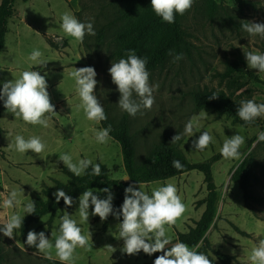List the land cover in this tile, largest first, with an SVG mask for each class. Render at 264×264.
<instances>
[{"label": "rangeland", "instance_id": "obj_1", "mask_svg": "<svg viewBox=\"0 0 264 264\" xmlns=\"http://www.w3.org/2000/svg\"><path fill=\"white\" fill-rule=\"evenodd\" d=\"M114 1L53 0V4L56 11L61 14L67 11L66 9L73 10L81 22H94L96 35H86L83 43H80L79 51L82 59H79V62L85 63L86 67L91 66L96 69L98 84L95 95L100 99L101 104L109 109L111 118L118 122L126 112L117 105L120 93L117 91V86L112 83L108 72L112 61H119L113 55L119 46L118 35L122 27L118 22L111 23L116 16ZM215 1L220 5V9L214 16L209 15L207 0H195L192 9L186 13L184 27L192 42V53L185 54L183 59L175 63L172 56L165 66L148 70L150 83L159 84L158 90L153 93L155 103L151 110L142 109L143 114L138 113L136 117L129 115L130 129L136 142L137 159L141 162L155 144L165 139L171 141L174 135L183 133L185 124L192 117H196L198 122V126L194 128V136H182L177 143L193 162L209 160L220 153L223 142L230 136L238 134L237 130H239L245 138V143L240 149L242 158L226 160L221 157L213 166L219 200L215 219L217 226L208 237L218 248L221 244L223 248L220 249L223 252L233 253L234 250L239 258L231 264H251L249 256L252 249L257 246L260 239H264V142H257L258 133L264 131V118L257 119L259 125H248L232 117L221 115L212 108H197L193 92L207 86L215 90L227 89L226 82L222 83L215 73L225 69L227 59H235L239 55L244 57L243 48L264 53V39L259 36L250 37L241 29V21L264 22V0H255V6H249L244 10H240L237 0ZM40 10L43 12L41 7ZM27 13L29 19L26 25L28 24L33 30L27 39L30 43H34L41 36L46 37L48 35L46 30L54 32V29L45 23L41 13L35 11L30 4L27 5ZM102 29L103 42L98 38ZM246 69L258 74L261 81L250 78L245 72L236 73L233 77L239 82H244L246 84L244 89L248 90H239L235 97L239 102L255 98L257 103H264V79H262L264 73L249 69L247 62ZM73 81L74 78L70 76L68 79L70 89L76 87L75 84H71ZM133 98L138 99L135 94ZM63 122L64 127L54 124L53 138H41L46 144L45 151L41 153L43 159L31 150L28 153H19L16 151L15 141L11 149H6L4 145L0 147L6 150V156L0 154V205L12 190L19 193L20 201L11 209L0 206V227L12 214L27 216L24 211L25 205L33 202L38 194L43 195L45 186L56 189L55 179L68 180V176L62 170L64 164L59 161V155L62 153H70L74 162L87 158L94 163L100 160L111 168L118 165V170H113L112 176L117 179L128 176L120 143L111 136L106 144L96 142L95 131L102 129L101 123L87 120L82 108L74 113L72 121L63 119ZM38 128L35 126V134L38 133ZM204 130L210 132L214 142L204 151H196L192 148V140L198 138ZM31 136L33 135L27 134L25 139ZM56 138L59 141L55 140ZM242 163H245L251 172L248 190L254 199L249 200V206L245 203L244 191L240 183L234 180ZM166 182L177 186L178 194L186 204L185 213L167 233L172 241H176L178 231H187L193 220L200 218L204 206L197 207L196 204L207 195V188L203 172L191 170L167 179L142 183L143 190L151 195L153 188ZM133 184L137 189L139 188L138 183ZM92 190L100 198H106L105 193L96 192L97 189ZM112 192L115 199L116 192ZM78 208L77 199L71 207L59 211L51 224H49L50 216L46 215L42 217L44 221L40 219L33 222L25 232L22 228L16 230L14 238L5 237L3 232H0L1 243L6 251V258L1 264H40L44 257L33 255L38 249L27 245V233L30 230H35L37 233L44 231L54 243L55 238L51 233L56 232L59 235L60 218L66 211L77 221L78 226L82 228V234L88 236V242L92 245L91 251L76 249L75 264H151L153 255L148 256L142 251L133 256L122 254L120 249L123 240L117 239L116 227L121 221L115 216L108 217V228L103 230L105 221L102 222L99 216L90 215L89 223H82ZM93 208L94 206H90V213ZM229 220L251 232L252 236L246 237L238 233ZM17 240L25 250L22 251L16 246ZM108 244H111L116 251L105 248ZM52 255L53 258L58 259L55 257L54 248ZM217 264L221 263L217 262Z\"/></svg>", "mask_w": 264, "mask_h": 264}, {"label": "clouds", "instance_id": "obj_2", "mask_svg": "<svg viewBox=\"0 0 264 264\" xmlns=\"http://www.w3.org/2000/svg\"><path fill=\"white\" fill-rule=\"evenodd\" d=\"M194 3L195 0H151V8L158 17L162 18V21L173 24L176 14L183 16L192 9ZM60 21L59 27L64 35L80 43H83L86 35H96L93 21L81 22L71 12H64ZM241 29L247 32L250 37L259 36L264 39V22L248 21L245 23L241 21ZM243 53L249 69L264 73V53L248 51L244 48ZM169 55H173L172 50H169ZM42 56L43 53L39 49H33L28 59L34 62L33 67L44 66L46 68L47 62L41 59ZM126 56V59L121 58L118 62L112 61L108 72L112 83L117 86V91L120 93L117 105L122 111L136 117L138 113L143 114L142 109L151 110L155 103L153 93L158 90L159 84L152 85L150 83L146 57H140L135 50L131 49L126 52ZM181 59H183L182 53L173 56L174 63ZM33 67L32 70L23 71L19 78L14 77L13 80L3 82L0 100L3 101L6 111L14 115L15 119L20 118L26 124L47 128L51 115L57 114V112L48 91L47 73L42 75L40 71L33 70ZM71 76L75 80L76 92L81 100L80 107L83 109L86 119L97 124L106 121L108 117L105 109L100 99L95 95L98 84L96 69L91 66L75 68L71 72ZM134 94L138 99L133 98ZM218 97L213 93L209 99L215 100ZM68 103L70 105L69 101ZM236 114L245 124L252 125L258 118H264V103H257L255 98L242 100ZM197 126L196 117L189 119L183 133L174 135L171 144L180 141L182 136L193 137L194 128ZM110 132V125L95 131L96 142L106 144L111 139ZM237 133L226 139L220 148V154L226 160L242 158L240 149L245 143V138L239 130ZM75 134L76 132L73 135ZM9 135L7 134L8 138ZM14 141L16 151L19 153H28L31 150L43 159L41 153L45 151L46 144L39 136L25 139L22 135H16ZM213 142L214 138L210 132L204 130L198 138L192 140V148L196 151H204ZM257 142H264V131L258 133ZM59 161H62L69 172L76 177L84 175L89 167L92 170L91 175L100 177L102 173L100 163L93 164L87 158L74 162L70 153L60 154ZM172 166L178 171L183 169L182 163L176 159L172 161ZM129 178V176H125L123 180ZM138 184V189L135 184L124 189V201L119 209H114V194L111 187L95 190L106 194V198L103 199L98 194H94V190H84L78 198V213L81 222L89 223L90 215L99 216L102 222L106 221L110 215L115 216L118 221H121L116 225L118 228V238H116L123 240L120 251L128 256L137 255L141 251L148 256L161 252L163 254L156 257L154 264H212V260L206 254L198 251L203 246V240L191 247L177 240L172 247L165 250L166 246L173 242L167 234L169 229L186 211V204L178 194L177 186L174 183L166 182L153 188L149 195L143 190L144 185L141 182ZM18 195L16 190H12L0 206L11 209L18 205L20 203ZM53 196L57 204L61 199L68 207L74 203L73 197L63 189L57 190ZM90 206H94L91 213ZM24 211L26 214L35 213V203H27ZM24 219L25 216H21L19 213L10 215L0 227V232H3L5 237L14 238L15 231L23 227ZM41 219L44 221L42 217ZM60 221L59 235L56 232L51 233V236L55 238L54 243L44 231L37 233L35 230H30L27 233L26 243L28 246L38 249L33 255H42L45 259L52 260V249L54 248L55 257L58 258L60 264H75L76 249L83 248L91 251L92 245L88 242V236L82 234V228L78 226L77 221L72 219L67 211ZM109 233L111 234L110 231ZM16 246L22 251L25 250L19 240L16 241ZM105 248L113 252L116 251L111 244L105 245ZM233 255H235L234 250ZM249 260L251 264H264V239H260L257 246L252 249Z\"/></svg>", "mask_w": 264, "mask_h": 264}, {"label": "trees", "instance_id": "obj_3", "mask_svg": "<svg viewBox=\"0 0 264 264\" xmlns=\"http://www.w3.org/2000/svg\"><path fill=\"white\" fill-rule=\"evenodd\" d=\"M16 0H2L0 3V52L5 46V37L8 31V22L15 14ZM240 10H244L249 6H255V0H237ZM116 16L111 21L112 24L120 23L122 25L119 31L118 40L119 46L115 50L114 55L117 59L127 58L128 50H135L140 57L147 58V69L155 70L163 67L176 54H191L192 42L188 37V33L184 27L183 16L176 14L175 23L169 24L162 21L151 8V0H115ZM207 9L209 15L214 16L220 9V5L215 0H207ZM48 42L55 48H58V43L52 36H46ZM99 40L104 41V30L99 33ZM66 44V42H65ZM169 50H172L173 55H169ZM226 67L223 71H217L215 76L220 78L221 82H226L227 89H210L208 86L203 89H198L193 92L197 108L209 107L221 115L232 117L235 120L242 121L236 114L240 102L235 97L239 90L245 88L244 82H239L233 76L236 73H247L250 78L256 81H261L258 74L246 69V60L242 55L235 59H227ZM248 89H244L246 91ZM243 91V92H244ZM215 93L219 96L215 100H210L209 96ZM52 102V101H51ZM3 101L0 100V138L3 133L1 125V116ZM104 107V106H103ZM108 119L102 121L101 128L111 126L110 136L118 141L122 148L123 161L127 175L131 178L130 181L123 180L124 178H114L113 170H118V165L113 168L106 163L98 160L93 164L100 163L102 173L100 177L91 175V167L86 173L80 177H76L69 172L65 167H62L63 172L68 176L67 181L55 179L57 188L45 186L43 195L38 194L33 202L35 203V213L25 216L22 231L25 232L29 225L37 222L46 215H49V224L52 223L54 216L65 208L63 199L60 203L55 202L53 193L59 189H63L68 195L76 201L84 190L102 189L111 187L112 191L116 192L113 202L114 209H119L124 201V189L133 183H149L156 180H163L173 176H178L191 170H198L204 174V182L207 188V195L197 201L196 206L205 205V209L199 219L193 220V224L185 232L178 231L177 240L188 244L190 247L203 240V246L198 251L206 254L212 264H231L233 261H238V255L223 252L218 247H213L207 233L211 226L216 228L217 202L219 200L218 185L214 177V164L221 159V154H215L211 159L200 162L191 161L186 153L180 148L179 143L171 144L168 139L155 144L146 155L144 161L137 159V147L134 136L130 129L129 114L124 113L118 122H115L111 116L109 109L104 107ZM244 122V121H242ZM245 123V122H244ZM252 125H259L256 120ZM179 160L183 169L176 170L172 166V161ZM251 177L250 170L242 163L234 180L240 183L244 191L245 203L247 206L250 199H254L253 195L248 190L249 180ZM231 226L240 234L246 237H251L252 233L241 228L234 221L229 220ZM109 218L105 221L103 230H107ZM169 249V248H167ZM165 249V250H167ZM163 253L157 252L153 254L151 264L157 256ZM6 258V251L0 239V264ZM40 264H60L58 259L52 260L43 259Z\"/></svg>", "mask_w": 264, "mask_h": 264}, {"label": "crops", "instance_id": "obj_4", "mask_svg": "<svg viewBox=\"0 0 264 264\" xmlns=\"http://www.w3.org/2000/svg\"><path fill=\"white\" fill-rule=\"evenodd\" d=\"M1 2L2 0H0V3ZM29 4L35 8V11H39L45 23H48V25L54 29L53 33L46 30L47 34L52 37L61 38L57 41V43L59 42L58 48L53 47L48 40L45 39L46 37L41 35L39 39L36 37L37 40L34 43H30V41L27 40L31 35L30 32H33L32 28L28 24L26 25L29 19L27 17V5ZM39 6L43 9V12L40 10ZM66 10L65 12H71L75 15L73 10ZM61 15V13L56 11L53 0L15 1V14L9 19L5 46L0 52V90H2L3 82L13 80L14 77L19 78L20 74L25 70H32L34 62L30 61L28 57L33 49H39L43 53L41 59L47 62V67L34 66L33 70L40 71L42 75H44L45 72L47 73L48 91L51 101L55 105L57 114L51 115L47 128L36 125L39 128L37 131L38 133L35 134V126L26 124L20 118L15 119L14 115L8 113L2 105L1 125L3 133L0 138V147L4 145L6 149H11L16 135H22L24 138L27 137V134L39 136L40 138H53L52 131L54 130V124L64 127L63 119L72 121L74 113L81 109V100L76 92V87L70 89L68 79L75 68L86 67V64H81L79 62V59H82L81 52L79 51L80 42L65 36L62 29L59 27ZM32 34L36 36L35 33ZM71 84H75V80ZM7 134H10L9 138ZM55 140L59 141L58 138ZM5 151L6 150H3V148H0V154L2 156H6ZM203 206L205 209V205ZM214 228L215 227L212 225L207 235L210 234ZM211 243L213 247H218L212 240ZM220 248H223L221 244Z\"/></svg>", "mask_w": 264, "mask_h": 264}, {"label": "water", "instance_id": "obj_5", "mask_svg": "<svg viewBox=\"0 0 264 264\" xmlns=\"http://www.w3.org/2000/svg\"><path fill=\"white\" fill-rule=\"evenodd\" d=\"M131 180V178H129L128 180H126V181H130ZM177 241V240H176ZM176 241H173L171 244H169V245H167L166 246V249H167V247H170V246H172L173 244H175L176 243Z\"/></svg>", "mask_w": 264, "mask_h": 264}, {"label": "built area", "instance_id": "obj_6", "mask_svg": "<svg viewBox=\"0 0 264 264\" xmlns=\"http://www.w3.org/2000/svg\"><path fill=\"white\" fill-rule=\"evenodd\" d=\"M54 39H55L56 41H58V40H60L61 38H60V37H54Z\"/></svg>", "mask_w": 264, "mask_h": 264}]
</instances>
